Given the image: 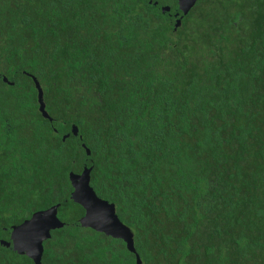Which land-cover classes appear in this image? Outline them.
Masks as SVG:
<instances>
[{"label": "trees", "instance_id": "16d2710c", "mask_svg": "<svg viewBox=\"0 0 264 264\" xmlns=\"http://www.w3.org/2000/svg\"><path fill=\"white\" fill-rule=\"evenodd\" d=\"M176 10L0 0V242L58 203L41 264H134L79 223L86 167L142 264H264V0ZM0 264L34 263L0 243Z\"/></svg>", "mask_w": 264, "mask_h": 264}, {"label": "water", "instance_id": "95a60500", "mask_svg": "<svg viewBox=\"0 0 264 264\" xmlns=\"http://www.w3.org/2000/svg\"><path fill=\"white\" fill-rule=\"evenodd\" d=\"M175 1L180 14L178 12L174 13V15H179V17L175 19L173 28L180 24V18L190 10L197 0ZM161 10L168 11L169 7L164 6ZM2 80L7 82L4 76H2ZM32 80L36 89L38 111L43 117L47 118L48 115L44 109L41 88L34 77H32ZM71 131L75 133L76 128L72 126ZM85 152L89 153L87 148H85ZM89 170V168L84 167L80 173L70 172L68 175L72 187L70 198L73 202L79 204L84 211L79 218L80 225L89 227L104 235L121 239L126 249L134 255V264H142L133 246L132 233L117 217L114 204L98 197L89 185ZM58 205L56 203L46 209L35 211L20 224L12 225L9 241L1 240L0 243L5 246L11 245L14 251L26 255L34 264H41L43 241L50 237V230L63 225V222L57 217Z\"/></svg>", "mask_w": 264, "mask_h": 264}, {"label": "flooded vegetation", "instance_id": "af4514ba", "mask_svg": "<svg viewBox=\"0 0 264 264\" xmlns=\"http://www.w3.org/2000/svg\"><path fill=\"white\" fill-rule=\"evenodd\" d=\"M154 3H155V2H154ZM176 5H177V4H176ZM166 6H168V5H166ZM168 7H169V6H168ZM175 12H179L178 9H177L176 11H174L173 14H172V20H173V23H174L175 19L179 17V15H174Z\"/></svg>", "mask_w": 264, "mask_h": 264}]
</instances>
